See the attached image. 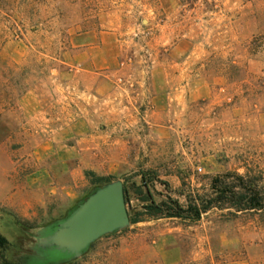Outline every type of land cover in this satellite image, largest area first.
<instances>
[{
	"label": "rangeland",
	"instance_id": "1",
	"mask_svg": "<svg viewBox=\"0 0 264 264\" xmlns=\"http://www.w3.org/2000/svg\"><path fill=\"white\" fill-rule=\"evenodd\" d=\"M45 169L53 192L30 182ZM239 177L264 201V0H0L8 260L47 262L44 231L103 178L138 222L64 264H264L263 210L151 212L201 210Z\"/></svg>",
	"mask_w": 264,
	"mask_h": 264
},
{
	"label": "water",
	"instance_id": "2",
	"mask_svg": "<svg viewBox=\"0 0 264 264\" xmlns=\"http://www.w3.org/2000/svg\"><path fill=\"white\" fill-rule=\"evenodd\" d=\"M130 225L124 184L115 181L96 189L67 218L48 226L37 250L44 264H64L82 257L99 239Z\"/></svg>",
	"mask_w": 264,
	"mask_h": 264
},
{
	"label": "trees",
	"instance_id": "3",
	"mask_svg": "<svg viewBox=\"0 0 264 264\" xmlns=\"http://www.w3.org/2000/svg\"><path fill=\"white\" fill-rule=\"evenodd\" d=\"M90 174H93V173H90ZM239 181L242 182L241 185L239 186V188L243 190L242 193H238L235 190V188L237 187L221 188L216 191L217 197H215L213 200H210L208 202V205L203 207L201 210L198 208H193L192 204H190L189 209H185L178 202L172 201V204L174 206H170L168 203H162V204L156 205L155 202H152L153 205H151L150 208L153 210L151 212L161 214V215H166V217L168 218L199 219L202 213L207 212L213 207V204H220V205L222 204L225 206L229 205L233 208H236L239 211H252V210L254 211L263 210L264 211V201L262 198H260L259 194L255 192L256 189H253L254 187L252 188V185H248L246 182H244L245 180L242 177H239ZM112 182L113 181L110 179L98 178L96 179L94 184H96L97 186L96 188H101ZM124 191H125L126 204H128L129 196H128V191L126 187H124ZM86 199H84V201ZM77 207L78 206H76L74 209H76ZM72 211H70V213ZM68 215L65 218H67ZM130 220L132 224H135L138 222V220L132 216H130ZM9 246L10 244H9L8 239L3 234L0 233V260L2 264H17L14 261L8 260L7 257L5 256V251L8 249Z\"/></svg>",
	"mask_w": 264,
	"mask_h": 264
},
{
	"label": "crops",
	"instance_id": "4",
	"mask_svg": "<svg viewBox=\"0 0 264 264\" xmlns=\"http://www.w3.org/2000/svg\"><path fill=\"white\" fill-rule=\"evenodd\" d=\"M51 177H52L51 172H49L48 169H45V170H41V171H38V172L32 174L30 176V178H31L30 182H31L32 186H34V187H36L37 184H41V185H44V187H49V189L52 190L51 192H53L55 187L51 185L54 183V182H52L53 180ZM71 198H73V197L71 196Z\"/></svg>",
	"mask_w": 264,
	"mask_h": 264
}]
</instances>
